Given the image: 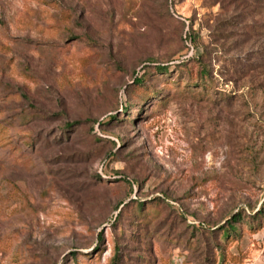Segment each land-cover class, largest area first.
<instances>
[{
	"label": "rangeland",
	"instance_id": "obj_1",
	"mask_svg": "<svg viewBox=\"0 0 264 264\" xmlns=\"http://www.w3.org/2000/svg\"><path fill=\"white\" fill-rule=\"evenodd\" d=\"M261 209L264 0H0V264H220Z\"/></svg>",
	"mask_w": 264,
	"mask_h": 264
},
{
	"label": "trees",
	"instance_id": "obj_2",
	"mask_svg": "<svg viewBox=\"0 0 264 264\" xmlns=\"http://www.w3.org/2000/svg\"><path fill=\"white\" fill-rule=\"evenodd\" d=\"M157 69L161 71L163 74H168L171 72V69L167 66H157ZM193 75V74H192ZM211 73L209 69L205 66H202V68L198 71V74L196 75V85H199V87L206 88L207 84L211 85ZM138 80V78H136ZM141 83L142 80H139ZM198 83V84H197ZM187 85V84H186ZM194 83H189L187 87H192ZM189 91L191 89H188ZM193 91V89H192ZM68 126H71L67 124ZM73 126V124H72ZM137 208L139 211V215H147L146 211L149 209L148 205L145 206L144 202L141 201L137 204ZM141 213V214H140ZM255 221H257V224L255 225ZM191 227H196V224L190 223ZM249 227V229H260L264 226V209L257 210L256 212H250L249 214H246L245 212H235L229 219L226 220L225 223L220 225L217 228L212 229V234L217 235V245L215 246V250L217 251V255L220 258V264H224L225 261V247L227 243L230 241L237 240L241 237L242 230L244 227ZM203 227V225H201ZM101 240L102 237H99ZM116 255L114 257V261L116 262L120 258V251L119 246L116 245L115 247ZM76 257V253H74L73 258Z\"/></svg>",
	"mask_w": 264,
	"mask_h": 264
}]
</instances>
